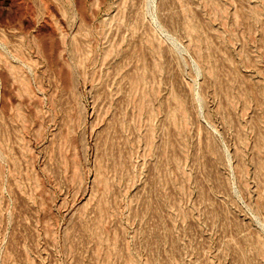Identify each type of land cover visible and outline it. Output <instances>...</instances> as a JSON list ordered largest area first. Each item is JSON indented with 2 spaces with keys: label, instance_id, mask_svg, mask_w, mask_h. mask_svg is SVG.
Returning a JSON list of instances; mask_svg holds the SVG:
<instances>
[{
  "label": "rangeland",
  "instance_id": "374dc122",
  "mask_svg": "<svg viewBox=\"0 0 264 264\" xmlns=\"http://www.w3.org/2000/svg\"><path fill=\"white\" fill-rule=\"evenodd\" d=\"M0 264H264V0H0Z\"/></svg>",
  "mask_w": 264,
  "mask_h": 264
}]
</instances>
